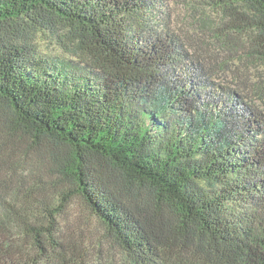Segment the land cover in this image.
Returning a JSON list of instances; mask_svg holds the SVG:
<instances>
[{
	"label": "trees",
	"instance_id": "obj_1",
	"mask_svg": "<svg viewBox=\"0 0 264 264\" xmlns=\"http://www.w3.org/2000/svg\"><path fill=\"white\" fill-rule=\"evenodd\" d=\"M195 2L264 63V0ZM165 4L0 0V186L18 173L12 218L0 196L6 264H65L74 199L104 228L94 247L108 240L128 264H264V113L214 84L175 32L134 25ZM39 34L65 55L42 53ZM32 155L53 194L25 190Z\"/></svg>",
	"mask_w": 264,
	"mask_h": 264
},
{
	"label": "rangeland",
	"instance_id": "obj_2",
	"mask_svg": "<svg viewBox=\"0 0 264 264\" xmlns=\"http://www.w3.org/2000/svg\"><path fill=\"white\" fill-rule=\"evenodd\" d=\"M165 6L160 10L142 13L136 21L146 32L156 33L166 29L175 32L184 44L194 62L204 66V72L211 74V81L217 86H222L240 91L247 101L252 102L264 113V63L260 60L245 55L237 46L238 37L233 40L223 37L227 31L224 25L223 13L212 8H205L195 0H165ZM133 33V32H132ZM37 48L44 54L56 56L65 55V47L59 43L54 36L39 34L35 37ZM75 58V57H74ZM29 140L19 143V151H14L9 156L14 164L17 158L25 155L29 148ZM34 167L31 170L25 190L29 185L41 188L40 194H53L54 187H50L55 180L48 176L44 162L36 155H32ZM37 158V159H36ZM31 161V160H27ZM37 161V162H35ZM1 180L4 174H10V169L2 170ZM13 173V172H12ZM18 174V173H17ZM17 174L4 183L6 187L0 186V196L5 201L4 205L8 215L17 209L13 204L12 195L17 187ZM7 178V177H5ZM9 186V188H8ZM44 189V190H43ZM8 194V196H7ZM63 223V221H62ZM12 232L15 233L16 226L11 223ZM65 264H128L121 253L113 249L107 240L105 248L94 247L98 242L105 240V231L96 217L84 206L79 199H74L65 212ZM1 234V232H0ZM19 240L6 236L3 243L7 241L16 247ZM28 241V238H25ZM60 241V240H59ZM12 247V250H15ZM17 251L15 250V253ZM13 260H17L12 254ZM3 259L1 260V258ZM5 258H10L1 253L0 264H6ZM19 258V257H18Z\"/></svg>",
	"mask_w": 264,
	"mask_h": 264
}]
</instances>
